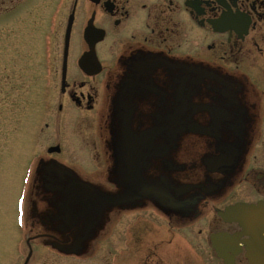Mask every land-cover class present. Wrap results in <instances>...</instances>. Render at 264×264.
Listing matches in <instances>:
<instances>
[{
	"label": "flooded vegetation",
	"instance_id": "obj_1",
	"mask_svg": "<svg viewBox=\"0 0 264 264\" xmlns=\"http://www.w3.org/2000/svg\"><path fill=\"white\" fill-rule=\"evenodd\" d=\"M255 214L264 0H0V264H264Z\"/></svg>",
	"mask_w": 264,
	"mask_h": 264
},
{
	"label": "rangeland",
	"instance_id": "obj_2",
	"mask_svg": "<svg viewBox=\"0 0 264 264\" xmlns=\"http://www.w3.org/2000/svg\"><path fill=\"white\" fill-rule=\"evenodd\" d=\"M8 171V170H6ZM3 177V184L5 185L7 183V178ZM9 178L11 179V176L9 175ZM107 215V214H105ZM107 224V223H106ZM113 233V230L109 229V226H106V229L104 230V236L100 237L99 239V244L97 246V248H100L102 251H100V253L95 254L93 256H86L83 263H88V264H110L111 262V255L109 253V246L105 245V243L103 242V238L107 239L108 236H110ZM117 233H114L112 236L116 239L117 238ZM117 240V239H116ZM119 247V246H118ZM111 248V247H110ZM77 255H73V256H66V257H53L51 258V263H55V264H61V263H76L77 261Z\"/></svg>",
	"mask_w": 264,
	"mask_h": 264
},
{
	"label": "water",
	"instance_id": "obj_3",
	"mask_svg": "<svg viewBox=\"0 0 264 264\" xmlns=\"http://www.w3.org/2000/svg\"><path fill=\"white\" fill-rule=\"evenodd\" d=\"M238 206H230L225 208V211L223 213H221L222 216L224 217H229V218H233V219H238ZM255 218H256V225H261L262 227L259 228V230H257L258 233H264V223H260V222H264V216H262L261 214H255ZM260 223V224H259ZM264 263V262H263Z\"/></svg>",
	"mask_w": 264,
	"mask_h": 264
}]
</instances>
